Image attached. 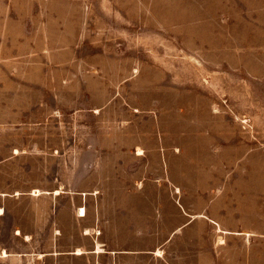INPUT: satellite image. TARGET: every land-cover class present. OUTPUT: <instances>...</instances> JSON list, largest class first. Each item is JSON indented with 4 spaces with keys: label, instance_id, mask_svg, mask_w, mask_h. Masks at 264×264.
<instances>
[{
    "label": "rangeland",
    "instance_id": "374dc122",
    "mask_svg": "<svg viewBox=\"0 0 264 264\" xmlns=\"http://www.w3.org/2000/svg\"><path fill=\"white\" fill-rule=\"evenodd\" d=\"M0 16L16 18L19 36L35 21L38 72L51 75L35 92H5V139L26 154L5 167L22 186L94 170L90 140L102 159L109 139L127 155L180 142L197 163L259 180L264 220V0H0Z\"/></svg>",
    "mask_w": 264,
    "mask_h": 264
},
{
    "label": "crops",
    "instance_id": "0c3cea01",
    "mask_svg": "<svg viewBox=\"0 0 264 264\" xmlns=\"http://www.w3.org/2000/svg\"><path fill=\"white\" fill-rule=\"evenodd\" d=\"M16 24L0 16V264H264L260 181L237 169L213 170L212 157L197 163L180 142L170 150L157 140L153 150L127 155L118 149L123 140L109 139L102 159L100 142L90 140L94 170H77L72 181L62 174L55 188L22 186L5 167L26 155L5 139V92L19 93L21 83L35 92L51 75L37 63L35 21L23 22L21 36L12 34ZM18 39L22 53L12 43ZM74 44L64 46L66 68L75 63ZM30 146H37L35 137ZM97 163L108 166L97 170Z\"/></svg>",
    "mask_w": 264,
    "mask_h": 264
},
{
    "label": "bare ground",
    "instance_id": "6f19581e",
    "mask_svg": "<svg viewBox=\"0 0 264 264\" xmlns=\"http://www.w3.org/2000/svg\"><path fill=\"white\" fill-rule=\"evenodd\" d=\"M35 193H38V194H40V189H36L35 190ZM56 193H59V191H56ZM0 210H1V208H0ZM2 211V210H1ZM82 211H83V213L85 214V208H82ZM82 213V214H83ZM2 214V213H1ZM19 232V231H18ZM248 235V234H247ZM223 242V241H222ZM82 250V249H81ZM101 250V249H100ZM78 251H80V249L78 248ZM2 253H4L3 255H7V250H4V252H2Z\"/></svg>",
    "mask_w": 264,
    "mask_h": 264
}]
</instances>
